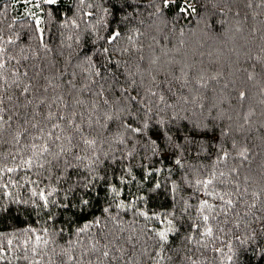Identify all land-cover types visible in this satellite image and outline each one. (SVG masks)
I'll return each mask as SVG.
<instances>
[{"label": "trees", "instance_id": "trees-1", "mask_svg": "<svg viewBox=\"0 0 264 264\" xmlns=\"http://www.w3.org/2000/svg\"><path fill=\"white\" fill-rule=\"evenodd\" d=\"M0 264H264V0H0Z\"/></svg>", "mask_w": 264, "mask_h": 264}]
</instances>
